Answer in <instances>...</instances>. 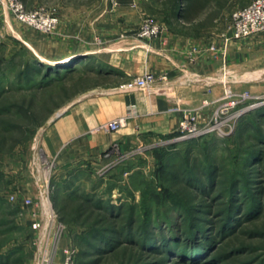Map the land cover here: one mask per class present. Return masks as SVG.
<instances>
[{"label": "rangeland", "instance_id": "rangeland-1", "mask_svg": "<svg viewBox=\"0 0 264 264\" xmlns=\"http://www.w3.org/2000/svg\"><path fill=\"white\" fill-rule=\"evenodd\" d=\"M19 1L27 11H42L58 23L52 32L38 30L19 22L8 0H0V258L13 252L4 264H41L50 251L59 264L66 248L76 251L75 264H264V144L257 145L264 117L255 116L264 103L240 116L237 112L253 99L230 106L217 118L221 130L187 137L179 120L168 136H139L97 161L71 167L47 153L44 132L65 108L109 85V79L81 66L91 62L77 65L78 60L69 65L75 66L73 72L45 83L46 70H35L37 65L25 72L34 59L40 67L50 65L53 73L65 72L69 66H57L62 60L102 46L105 37L96 26L110 16L109 10L138 4L140 23L127 34L147 40L138 33L144 21L153 19L165 29L157 38L169 32L206 40L212 54L222 55L223 95L196 109L199 126L214 124L223 103L239 102L245 92L257 95L251 88L254 69L235 62L237 54L249 53L257 36L239 40L231 32L232 14L252 0H190L180 19L171 15L177 0ZM256 147L260 152L252 157L249 152ZM249 196L263 206L251 211ZM99 199L111 206L113 216L95 206ZM193 226L209 241L197 231L201 245L191 243L195 235L188 237V229ZM95 228L110 231L109 236L133 237L136 243L97 253L90 247L97 242L90 236ZM146 231L153 242L143 238Z\"/></svg>", "mask_w": 264, "mask_h": 264}, {"label": "crops", "instance_id": "crops-1", "mask_svg": "<svg viewBox=\"0 0 264 264\" xmlns=\"http://www.w3.org/2000/svg\"><path fill=\"white\" fill-rule=\"evenodd\" d=\"M117 10L119 14L113 15ZM138 10V4L133 3L109 10L110 16L96 26L105 37L102 46L92 45L81 55L69 57L84 58L77 65L91 62L92 70L107 77L109 85L86 92L47 126L44 146L49 155L57 157L58 164L75 166L84 164L85 160H96L112 147L125 146L139 136H168L177 130L181 119V114L170 111V107L180 103L182 108L197 113L196 109L203 107L204 100L223 95L222 55L208 50L211 43L206 40L195 42L188 36L169 32L166 37L151 41L127 34L140 23L137 16L141 18L142 13ZM251 46L249 53L237 54L235 62L254 69L250 74L253 78L251 88L253 93L261 96L264 95V34L255 37ZM152 72L170 76L163 90L158 91L162 87L159 83L152 93L119 90L121 84L137 75ZM247 75L245 73L241 78L245 79ZM132 106H135L133 115L127 118ZM122 117L126 118L125 124L117 131H93Z\"/></svg>", "mask_w": 264, "mask_h": 264}, {"label": "built area", "instance_id": "built-area-1", "mask_svg": "<svg viewBox=\"0 0 264 264\" xmlns=\"http://www.w3.org/2000/svg\"><path fill=\"white\" fill-rule=\"evenodd\" d=\"M8 7L10 11L14 14L15 18L22 23L31 25L38 30H44L46 32H52L57 25V21L50 17L49 15L44 14L42 11H27L24 5L19 0H8ZM233 25L231 32L236 39L243 40L251 37L258 36L259 33H264V0H252L250 5L242 8L241 10L235 11L233 14ZM165 33V29L162 24L157 23L155 20L150 19L143 22L140 27V31L138 35L140 38H144L147 40H151L153 38H157L161 36V34ZM168 76L166 74H161L156 76L153 72L146 73L143 75H137L129 80L126 84L121 85L119 90L122 92H135V91H144L147 93H152L153 87L156 84H161L162 87L158 89V91L163 90V87L168 85ZM241 99L239 102L232 101L226 107L225 103H223L220 107L221 111L218 110L215 112L216 122L214 124H205L198 125V116L194 111L189 110L187 108H182L181 104L178 103L175 107L170 108V111L178 112L181 114V123H180V132L187 137H197L201 134H207L208 132L215 131L216 129L221 130V122L217 121V118H222L219 113L226 115L230 106H233L236 103H241L246 98H252L254 102L249 103L248 106L241 109L237 112V115H243L246 111H250L254 109V106L264 103V95H254L245 92V94H239ZM221 101H225V96L222 97ZM209 104L208 101L203 102V106H207ZM226 108H225V107ZM135 106H132L134 108ZM247 109V110H246ZM218 112V113H217ZM226 112V113H225ZM245 112V113H244ZM236 115V114H235ZM212 116L213 118H215ZM126 118L122 117L120 119H116L108 122L107 124H102L99 129H106L116 131L123 127L125 124ZM224 134V133H223ZM117 151V149H116ZM108 154H111L108 153ZM108 154L106 156H108ZM30 200H27V204H31ZM47 209H50L47 208ZM48 211V210H47ZM49 221V220H48ZM37 226V225H35ZM39 226V224H38ZM64 253H66L65 260L59 264H75V256L76 251L73 248H66ZM41 264H57V258L50 251L43 257V261Z\"/></svg>", "mask_w": 264, "mask_h": 264}, {"label": "trees", "instance_id": "trees-1", "mask_svg": "<svg viewBox=\"0 0 264 264\" xmlns=\"http://www.w3.org/2000/svg\"><path fill=\"white\" fill-rule=\"evenodd\" d=\"M189 1L190 0H177L176 1V5L174 6V8L172 9V11H171V15H172V17L173 18H177V19H180V17L181 16H183L182 14H184L185 13V11H186V7H187V5L189 4ZM34 62L33 63H30L29 65H28V67H27V70L25 71L26 72V74H28V71L29 70H32L33 68H35L34 67V65H37V67L38 68H35V70L36 69H38V71H44V70H46L45 71V74H46V78H45V80H44V83L45 82H47V81H49V80H51L52 81V79H58L59 78V76H65V75H67L68 73H71V72H73L76 68H75V66L74 67H71V66H69L70 67V69H68L69 67H65V68H67L66 69V71L65 72H57V73H53L52 72V69H51V67H50V65H45V66H43V67H40L39 65L41 64L38 60H36V59H34L33 60ZM80 65V64H79ZM81 66H84V67H88V68H90V65H88V64H83V65H81ZM255 116H257L258 118H260V119H262V117H264V110H262L261 112H258V113H256L255 114ZM255 129L257 130V131H261L262 132V130L263 129H261V125H260V123H255ZM262 135V137L261 136H259V137H257V142H258V146H260V145H262V144H264V138H263V135H264V133H262L261 134ZM255 149V148H254ZM254 149H252L250 152H249V154L252 152V157L253 156H255V155H257L256 153H258V152H260V147L258 148V147H256V149L254 150ZM207 179L208 180H210V179H212V177H211V175H209L208 174V177H207ZM249 181H253V180H249ZM67 185H69V182L67 183ZM72 196H74V195H72ZM250 198V199H249ZM249 202L251 201V203H250V207H249V209H251V211L252 210H254L255 209V207H258V208H261L262 206H263V204L261 203L262 201L259 199H255V198H252L251 196H249ZM99 202H97L98 204H96L95 206H97L98 208H100V209H102V210H104L107 214H109V216L111 215V216H113V213H112V209H110V207H108V206H103V204H99V203H102V201H101V199H99L98 200ZM102 205V206H101ZM110 209V210H109ZM235 211V210H234ZM233 211H232V217H233V221H234V216H233ZM230 215H231V210H229L228 212H227V217H228V219L230 218ZM227 219V220H228ZM150 223V222H149ZM234 223V222H233ZM230 226H231V224H230ZM128 227H129V225H128ZM129 229V228H128ZM128 229H127V231H128ZM193 229H195L194 228V226L193 227H189V229H188V231H189V236L188 237H190L191 235L192 236H194L195 235V237H193L192 239H194V240H191V243L192 242H194V243H197V245L198 244H200L201 245V243H200V241L199 240H202V241H204V238H205V241L206 242H208L209 241V239L211 238V237H209V235H207L206 234V236L204 235L205 233H203V231L201 230V229H199V228H196V232L193 230ZM148 231V230H147ZM147 231L145 232V234H144V236H143V238L144 239H147L146 240V242L147 243H150V242H153V240H154V238H152V236L151 235H149L148 233H147ZM194 231V232H193ZM197 231H198V234L199 233H202V235H201V237H202V239H200L198 236H197V238L199 239V240H196V233H197ZM187 232V231H186ZM103 233H105V230H103L102 228H95V230H93V232H92V235L90 234V236L92 237V239H95V241H97L95 244H92V243H90V247L92 248V249H95L96 250V252L97 253H106V252H109V251H112V249L113 248H115L116 246H118L120 243H122V242H129V243H136V241L134 242L133 240H131L133 237H131V232L129 231L128 233H127V235H129L130 237H131V239L129 238V237H124V239H122L121 237H119V236H109V233H111L110 231L109 232H107L106 231V234H103ZM117 235H119L120 234V232L118 231L117 233H116ZM205 236V237H204ZM188 237H187V239H188ZM177 241H178V239L176 238V240L175 241H173V243H172V246L173 245H177ZM106 246V248H104L105 246ZM165 245V244H164ZM164 247H166V248H170L169 246H168V244H166V246H164ZM157 251V250H156ZM84 255H86L87 253H85L84 251L82 252ZM13 254V252L11 251V252H9V253H7L6 255H3V259L2 258H0V264H4V262H7V261H9V259H10V257L11 256H13L12 255Z\"/></svg>", "mask_w": 264, "mask_h": 264}, {"label": "bare ground", "instance_id": "bare-ground-1", "mask_svg": "<svg viewBox=\"0 0 264 264\" xmlns=\"http://www.w3.org/2000/svg\"><path fill=\"white\" fill-rule=\"evenodd\" d=\"M80 59V60H79ZM76 60H78V61H83L84 60V58H80V57H74V58H69L68 60H62V62L61 63H59V64H57V66L58 67H60V66H69V65H73L74 63H75V61ZM79 62V63H80ZM56 66V67H57ZM60 69V68H59ZM135 109V107L134 108H131L130 109V111H129V113L127 114V117H132V115H133V112H132V110H134ZM254 109H255V106H254ZM247 110V109H246ZM245 113V112H244ZM108 123V122H107ZM100 127V126H99ZM99 127H97V128H95V130H93L94 132H104V133H108V132H111V131H113V130H107L108 128H106L105 130L104 129H99ZM121 129V128H120ZM119 130V129H118ZM117 131V130H116Z\"/></svg>", "mask_w": 264, "mask_h": 264}]
</instances>
